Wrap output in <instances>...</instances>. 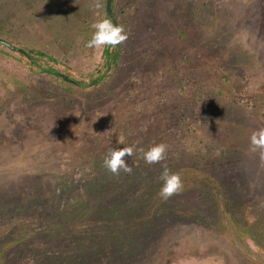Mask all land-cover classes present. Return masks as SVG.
I'll list each match as a JSON object with an SVG mask.
<instances>
[{"label":"rangeland","instance_id":"obj_1","mask_svg":"<svg viewBox=\"0 0 264 264\" xmlns=\"http://www.w3.org/2000/svg\"><path fill=\"white\" fill-rule=\"evenodd\" d=\"M145 1L105 70L104 48L86 47L104 4L87 18L94 0H0V38L54 60L0 46L1 262L33 264L17 215L41 196L61 215L36 227L63 236L66 264H264V160L249 150L264 127V0ZM161 142V163L134 150L131 174L102 166L110 147ZM162 164L184 185L167 200Z\"/></svg>","mask_w":264,"mask_h":264},{"label":"trees","instance_id":"obj_2","mask_svg":"<svg viewBox=\"0 0 264 264\" xmlns=\"http://www.w3.org/2000/svg\"><path fill=\"white\" fill-rule=\"evenodd\" d=\"M62 1L63 0H52V5H54V7L55 6L57 7V5L60 4ZM64 1H67L68 3H70L72 0H64ZM76 1H78V0H76ZM91 1H93V0H91ZM142 1L143 0H112L111 5H112V11H113L115 19H116V24L123 25V27L125 28V31H127L129 29V25H131V28L136 26L135 25L136 22L131 24L130 19L135 14L140 13V8L142 7ZM100 2L102 3V5L104 4V0H100ZM148 2H149V0L145 1L144 6H146L147 4L149 5ZM98 12H99V10H96L94 14L91 13V14H88L86 16H87V18L88 17L93 18V17H95L94 15L97 14ZM101 17L108 18L107 14L104 10L102 12ZM161 21H163V19ZM9 24H11V23L8 21L4 22L3 24L0 23V33H2V31L4 29L8 28ZM177 33H180V29L178 30ZM185 37L186 36L184 34L183 38H185ZM0 39L3 40L2 38H0ZM0 46L5 47L2 44H0ZM106 47H108V46L104 47V54L106 56L105 57L106 64H104L103 69L109 70L112 66H115V63H116L117 58H118V51H116V49L115 50L112 49L111 51H109L106 49ZM21 50H23L26 53V55L20 54V53H19V55L23 59H25V62L28 65H29V63H31L33 65H34V63H35V65L36 64L40 65V63H42L43 61L47 62V64L49 65L48 62H50V61L54 62L53 58L47 56L45 54V51L41 50L40 48L25 47V48H21ZM23 59H21V60H23ZM49 68L50 67H47V70H44L42 68L38 72H40V73L45 72V73L52 74L55 77H59V74L54 69L51 70ZM34 71H36L35 68H34ZM60 76H62V75L60 74ZM63 76H65L68 79L73 81V82H68V81H66L60 77L59 80L64 85H68V83L69 84L73 83V84L77 85L79 83V81H77L75 79V77H73L68 71L63 73ZM88 83H86V84H88ZM80 84L81 83H79L78 85H80ZM207 154H209V153H207ZM217 154H219V152ZM220 154H221V152H220ZM214 159H216V158H213V160ZM183 161H185V160H183ZM174 167H175V165H172V167H169V168H174ZM131 183H132L133 187H134V185H137V183L134 181H132ZM127 189H132V188L128 187ZM28 191H29V188H27V192ZM92 193H94V192H92ZM25 194H27V193H25ZM37 197H38L37 199H34L31 201L30 206H26L24 213L17 215V218H19L20 223H22L21 225L23 226V228L25 227V229L27 230V231H25L26 233L27 232L29 233L31 229L35 230L33 233H31L30 236H27L26 239L23 240V242L20 245L25 246L24 249L26 250V252L29 253L34 258L33 264H66L67 262L64 259V257H66V256H64L60 252L61 247H62V240H63L62 237L63 236L60 235V233H55V232H52L51 234L50 233L49 234H43L39 231L38 227H36L38 224H41V222L38 221L39 219H43L46 222H48V220L49 221L53 220L54 222H56L59 219L58 217L61 215V211L58 213L57 210L56 211L54 210V208L56 207L55 205H54L55 207L48 206L47 200H43V197H41V196H37ZM230 201H229V203H230L231 208L234 210V215L242 220L245 215L242 212L237 211L234 208V202L232 200H230ZM123 203L125 204L124 207L126 208V204L130 205L132 203V201L127 200L126 203H125V201ZM62 213L65 215V212L62 211ZM29 222H32L31 226H33V227H30L28 225ZM145 224L143 226H145ZM150 227L152 230L156 231V228L154 226H150ZM134 230H136V231L138 230L139 233H142L143 227H139V228L135 227V228H131L129 230V234L127 235V243L132 245V246H133L134 239L139 240V241H141V240L144 241L143 236H138V237L135 236ZM97 238H100V237H97ZM115 238H117V237H115ZM143 241H141V242H143ZM18 251H19V248H17V250L13 251V252L18 253ZM21 251H23L22 248H21ZM86 256H90V255L86 254ZM81 260H82V258H81ZM9 263H10L9 260L6 258L3 262L0 261V264H9ZM68 264H74V262H70ZM75 264H77V263H75ZM80 264H85L84 260Z\"/></svg>","mask_w":264,"mask_h":264},{"label":"clouds","instance_id":"obj_3","mask_svg":"<svg viewBox=\"0 0 264 264\" xmlns=\"http://www.w3.org/2000/svg\"><path fill=\"white\" fill-rule=\"evenodd\" d=\"M100 0H94L92 5L94 10L102 8ZM93 32L91 38L86 43L89 49H102L105 46L116 47L124 44L128 40V34L123 25L115 24L106 17H99L91 24ZM134 150L138 151L146 164L152 165L166 160L168 145L153 143L147 149L134 146L110 147L103 158V167L113 175H120L121 172L131 174L133 169L127 163L126 158H131ZM251 152L259 154L261 160H264V127L254 130L250 136ZM163 171L159 177L162 182L158 195L167 200L172 196L179 194L183 190V180L179 172H173L166 164H162Z\"/></svg>","mask_w":264,"mask_h":264},{"label":"water","instance_id":"obj_4","mask_svg":"<svg viewBox=\"0 0 264 264\" xmlns=\"http://www.w3.org/2000/svg\"><path fill=\"white\" fill-rule=\"evenodd\" d=\"M111 4H112V0H105V2H104V11L106 12L108 18L110 20H112L116 24V19H115L114 13L112 11V5ZM0 44L4 45L6 48H8L11 51H15L17 53L26 55V53L23 50H21L19 48H16L12 44H10V43H8V42H6L4 40L0 39ZM116 47L119 48V45L116 46ZM60 77L63 78L64 80L68 81V82H73L72 80L68 79L65 76H60ZM94 81L95 80H93L90 84L94 83Z\"/></svg>","mask_w":264,"mask_h":264},{"label":"flooded vegetation","instance_id":"obj_5","mask_svg":"<svg viewBox=\"0 0 264 264\" xmlns=\"http://www.w3.org/2000/svg\"><path fill=\"white\" fill-rule=\"evenodd\" d=\"M17 48V47H16ZM20 49V48H19Z\"/></svg>","mask_w":264,"mask_h":264}]
</instances>
